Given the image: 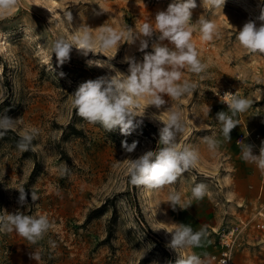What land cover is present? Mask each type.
<instances>
[{"label":"rangeland","instance_id":"obj_1","mask_svg":"<svg viewBox=\"0 0 264 264\" xmlns=\"http://www.w3.org/2000/svg\"><path fill=\"white\" fill-rule=\"evenodd\" d=\"M196 2L193 23L204 16L215 21L219 31L211 41L201 38L198 27L193 32L192 42L207 68L201 74L188 67L181 71L182 80L199 87L178 99L162 94L167 103L159 109L143 98L136 113L144 115L137 118L143 119V126L128 136L119 127L106 132L99 123L84 120L70 95L83 82L115 75L109 67H88L87 60L108 62L125 74L126 56L142 62L139 40L130 44L128 29L138 32L145 22L154 24L155 15L172 0H15L10 11L0 9V114L22 118L21 126L40 129L33 141L38 145L35 152L17 150L18 129L0 137V212L46 214L54 223L35 244L15 231L0 232V264H177L181 255L193 252L207 254L209 264H215L211 256L221 250L223 233L233 229L232 264H264V236L255 228L258 213L264 214V170L241 158L245 144L255 155H259L255 144L264 145V53L250 52L236 40L246 23L264 24L260 19L264 0H226L223 9ZM80 27L96 40L95 53L88 56L72 41ZM107 27L125 35L116 48L102 50L98 38ZM61 37L74 43L70 59L60 65L53 54L52 60L42 62L37 52L50 50ZM154 42L155 34L146 52L152 51ZM224 88L253 100L249 110L236 117L231 140H225L216 120L218 112L228 111L215 95ZM170 107L182 110L185 131L179 147L198 149L200 160L172 185L159 189L132 185L127 160L163 146L159 133L165 124L154 114L166 120ZM213 133L220 143L210 151L201 138ZM245 134L250 137L242 140ZM125 140L138 141L135 152L122 148ZM198 183L208 188L201 200L191 193ZM20 186L27 195L24 204L16 189ZM32 191L38 200H32ZM172 192H179L182 202L191 199V206L173 207L168 202ZM226 193H232L230 199ZM175 224L206 228L211 243L200 248L167 247ZM50 240L55 241L54 248ZM36 251L39 262L30 258Z\"/></svg>","mask_w":264,"mask_h":264},{"label":"clouds","instance_id":"obj_2","mask_svg":"<svg viewBox=\"0 0 264 264\" xmlns=\"http://www.w3.org/2000/svg\"><path fill=\"white\" fill-rule=\"evenodd\" d=\"M201 2L203 7L210 4L214 9H223L226 0H201ZM15 6V0H0V9L10 11ZM196 7V0H172L166 10L155 15L154 24L145 22L138 32L128 29L127 38L130 44L139 40V51L144 53L142 62H138L134 57L124 58V62L129 64L128 74L119 71L108 62L87 60L88 67H109L115 75L101 76L83 82L75 93L70 95L77 114L89 123H99L106 132L119 127L121 134L128 136L143 126V119L137 118L144 115L137 116L136 114L141 108L140 102L143 98L148 97L147 104L159 109L167 103L162 94L173 99L192 95L199 85L196 82L182 80L181 69L188 67L191 72L201 74L207 68V64L199 59L198 51L192 42L193 32L198 27L204 41H211L219 35L217 25L211 19L200 16L198 21L193 23V9ZM66 16L68 21L72 20L70 12L66 13ZM260 19L264 20V12ZM154 34L157 42L152 43L151 52H146L145 50L149 48V40ZM124 35L123 32L118 33L111 27L103 28L98 38L100 48L102 50L116 48ZM236 40L240 46L250 52L264 53V24L257 27L254 22L246 23L238 31ZM72 41L78 45L75 47L82 50L84 56H88L89 52L95 53L96 40L89 35L87 29L80 27L73 34ZM73 46V42L61 37L54 41L50 50L39 51L37 55L40 56L42 62H47L49 59L52 60L55 54L59 64L63 65L70 59ZM199 78L204 80L205 76L200 75ZM222 97V102L228 105V111L218 112L216 120L221 124V133L225 140H231L230 133L238 125L236 117L248 111L253 100L229 92H225ZM206 111L210 112V108ZM166 112V120H161L162 114L158 116L154 114V119L163 121L165 124L159 133V145L163 146L155 151L148 150L136 159L127 160L129 161V182L132 185H143L154 189L172 185L183 173L196 167L200 160L198 149L191 145L179 147V137L185 131L182 110L170 107ZM21 124L22 118L12 119L5 114H0V137H3L9 130L18 129L20 139L17 143V150L22 153L35 152L38 145L33 141L39 136L40 129L31 125L21 126ZM201 139L210 151H215L220 143L215 133ZM137 146L138 141H133L131 144L127 140L122 141V148L127 153L135 152ZM241 158L264 170V145L260 148V154L255 155L253 147L245 144L241 151ZM223 179L227 183L229 177L225 176ZM16 189L20 193L19 202L24 204L27 199L25 187L20 186ZM191 193L192 198L201 200L208 194L207 185L198 183L191 189ZM231 195L232 193H226L229 199ZM31 198L36 201L39 196L32 191ZM168 202L173 207L179 205L183 209L191 206V199L182 202L179 192H172L168 196ZM53 227L54 223L46 214L27 215L22 212L15 214L0 212V232L15 231L33 244L43 239ZM170 233H173V238L167 247L174 250L200 248L206 242L211 243L206 228L194 230L191 225L175 224L174 231ZM49 244L53 248L56 246L55 241L50 240ZM30 258L39 262L41 259L39 251L33 252ZM177 264H209V261L207 254L201 256L193 252L187 256L181 255ZM221 264L224 262L222 261Z\"/></svg>","mask_w":264,"mask_h":264},{"label":"built area","instance_id":"obj_3","mask_svg":"<svg viewBox=\"0 0 264 264\" xmlns=\"http://www.w3.org/2000/svg\"><path fill=\"white\" fill-rule=\"evenodd\" d=\"M225 92H229V93L237 94V95H238V92L232 88H224V89H220L219 91L215 93L220 103L228 109L227 103L222 102L223 101L222 96L225 94ZM247 137H250V135L245 134L242 140H245V138ZM256 138L259 139L260 136L258 135L256 136ZM256 149H257V152L260 154V148L257 145H256ZM262 183L264 186V174H263ZM258 218L259 219L257 223L255 224V228L261 233V235L264 236V214L262 212L258 213ZM235 232H236L235 229H233L231 232H228L227 235L225 232L223 233V239L221 240V250H219L218 252H216L215 254L211 256L212 262H214L215 264H221V262L223 261L224 264H232V256H233L232 251H233V244L235 242L234 241V236L236 234Z\"/></svg>","mask_w":264,"mask_h":264},{"label":"bare ground","instance_id":"obj_4","mask_svg":"<svg viewBox=\"0 0 264 264\" xmlns=\"http://www.w3.org/2000/svg\"><path fill=\"white\" fill-rule=\"evenodd\" d=\"M51 4L52 5H55L56 4V2L55 1H51ZM3 45V44H2ZM255 144V143H254ZM255 147H256V144H255Z\"/></svg>","mask_w":264,"mask_h":264},{"label":"crops","instance_id":"obj_5","mask_svg":"<svg viewBox=\"0 0 264 264\" xmlns=\"http://www.w3.org/2000/svg\"><path fill=\"white\" fill-rule=\"evenodd\" d=\"M263 190V189H262Z\"/></svg>","mask_w":264,"mask_h":264}]
</instances>
